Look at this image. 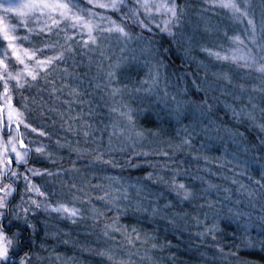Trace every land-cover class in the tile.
Segmentation results:
<instances>
[{
    "label": "trees",
    "instance_id": "trees-1",
    "mask_svg": "<svg viewBox=\"0 0 264 264\" xmlns=\"http://www.w3.org/2000/svg\"><path fill=\"white\" fill-rule=\"evenodd\" d=\"M161 41L159 52L161 55L164 51L167 53L161 58L163 72L169 74L165 75L167 78L164 79L170 80L175 75L178 80L183 74H187L188 79L192 77L196 86L193 87L189 80L188 87L191 88L186 96L190 101L188 105L195 109L197 104L207 98L208 103L213 105L208 118L196 119V126L191 119L185 117L178 123L172 117L174 114L161 102L166 100L162 96L163 92L153 88L150 92L144 91L149 87V84L143 83L150 79L149 68L146 62L140 61L139 58L130 56L127 59L126 55L115 60H100L91 63L92 66L88 64L89 69L95 66L89 73L96 72L100 77L98 86H90L80 98L84 102L90 98L88 108L83 104L71 105L72 108L65 105L68 97L57 88L53 95L51 94V81L55 82L61 75L56 70L59 68L55 67L52 70L53 78L37 79L32 87L29 84L20 90L19 94L18 91L14 94H18V104L31 119H35L40 131L47 133L32 136L30 140L36 145H45V152L54 151L53 155L64 158V167L60 166L55 157L53 162V159L38 160L30 156L28 164L18 169L24 171L25 168H41L43 175L40 178L43 180L38 179L37 184L48 194L46 198L52 203L58 200L56 197L60 194H65L63 191L66 188L49 186L47 180L52 175H48L44 169L52 173L55 172L52 169L61 170L70 165L71 161L66 158L69 154L72 158L75 154H87L84 155L83 161L74 163L75 170L71 174L72 182L69 184L72 189V185H75L74 189L80 191L81 184L91 181V178L81 176L83 172L102 179L112 175L120 185L126 184L130 199H124V193L121 194L116 205L112 206L110 214H105V220L100 222L98 228V232L103 234V229L108 225L106 220L110 221V224L115 223L112 233L114 240L101 243L102 249L94 250L95 254L110 253L115 264L120 261L125 264H264V227L259 225L260 235L254 234L255 238L263 241L261 244L252 247L243 241L246 237L243 233L251 222L245 217V213L255 210L260 216H264V128L260 126L264 124V119L253 120L244 115L234 116L233 112L225 107L223 100L220 101L216 97L217 92L201 91L207 89L210 75L214 71L230 73L236 83L239 82L238 72L224 70L217 63H208L201 69L195 62L190 63L182 59L178 51L185 49L184 46L180 45L178 48V44L174 46L175 44H170L164 37ZM112 44L113 50L116 49V53L120 54L117 43ZM99 45H107L106 39L101 38ZM37 55H44V52ZM89 55L91 53L85 52V58ZM62 63L66 65L64 60ZM117 63L119 67H116ZM107 70L114 72V76L109 77ZM109 79L111 86L120 90L116 95L112 94V100L109 99L108 92L104 91L109 87L105 85ZM101 83L105 86H100ZM156 87L162 88L160 85ZM197 87L200 91H193V88ZM51 95L54 104L48 101ZM114 101L118 102L119 106L125 105V116L115 113L112 117L107 115L108 110L105 108L113 105ZM111 108L109 110H113ZM72 109H77V113L74 110L72 112ZM89 112V118L82 117V113ZM67 117H73L72 123L75 126L72 133L69 132L73 139L70 152L55 150L54 145L51 152L47 151L51 144L67 134ZM209 120L212 123L209 124ZM111 124H114L113 128ZM204 125L211 129L207 134L202 131ZM184 127H188L193 133L192 143L191 146L177 149L176 145L180 144L186 135L185 132L184 136L180 135ZM138 132H143V136H138ZM161 151H166L169 155L164 157L155 154ZM98 152H102L104 159L112 160L113 163L96 161ZM144 152L149 155H143ZM90 164L93 166L89 168ZM148 173L153 174L151 179L146 178ZM174 174L178 183H184L194 190V199L183 201L171 190L170 183ZM160 177L163 179H159ZM138 182L145 189L139 195L136 194L135 188ZM242 183L249 184L253 193L258 194L252 203L257 205L254 210L248 200L250 197L247 198L238 190L237 185ZM210 185L215 187H209ZM21 186L19 184L17 192L10 199L6 214L10 213L12 206L18 201ZM83 196L84 194L79 192L75 197L80 200ZM153 207L159 208L160 211L153 214ZM21 229L25 231L24 237H33L29 228ZM137 233L139 239H136ZM92 241L93 237L89 238V242ZM19 242L21 245L22 241ZM92 246L95 248L96 244L93 243ZM28 249L31 247L28 246L24 251ZM124 252L127 254L125 257L122 256ZM14 255L18 260L22 258V251ZM100 256L107 262L108 255ZM85 258H81L76 264H82ZM37 259L34 258L36 261ZM89 260L93 264H99L92 256ZM89 260L86 259V262H90Z\"/></svg>",
    "mask_w": 264,
    "mask_h": 264
},
{
    "label": "rangeland",
    "instance_id": "rangeland-1",
    "mask_svg": "<svg viewBox=\"0 0 264 264\" xmlns=\"http://www.w3.org/2000/svg\"><path fill=\"white\" fill-rule=\"evenodd\" d=\"M2 2L3 0H0V3ZM103 2H105V0H93L94 4ZM128 2L132 3L133 0H128ZM237 2L248 5L247 11L249 12L250 17L255 21L257 30L259 31L260 26L264 24V0H237ZM176 3L184 8V14L181 18L179 27L174 29V31H176L177 33V38H173L167 33L161 32L154 25L152 26L151 31H142L132 22V20L122 21L121 13L112 12L111 10H106L99 7H93L92 4H89V0H80L82 8H91L97 13L110 16L117 22L125 23L127 26V30L130 31L133 36L138 35L139 39H134L125 45L118 41L115 34H101L99 40L101 38L106 39L107 45H90L89 47L85 48L81 43L78 42L80 40V37L75 36L70 41L73 51L66 52L63 59L66 62V65L62 63V60L58 61L56 64L51 66L50 72H41V75L38 77V79L45 77L53 78L52 70L55 67L59 68L56 70L59 71H57L58 73H61L60 77L55 82L54 80H52L51 86L49 85V87L53 89L51 94L53 95V92H55L57 88L59 90H62V92H64V94L68 97L65 105L71 106L74 104H83L85 108H88L87 104H90V98H88L85 102L80 98L81 96H83V92L87 91L90 86L97 87L100 79L99 75L96 72L89 73V71H93L95 69V66L89 69V67L87 66L88 64L92 66L91 63H95L100 60H115L117 59V57L121 58V56L127 55V59L132 56L134 58L141 59L140 61L146 62L147 68L150 69L157 60L161 61V58L167 55L165 51L163 55H161V52H159V46L160 44H162L161 39L164 37L167 42H170V44L173 43L175 44L174 46L178 44V48H180V45L184 46L185 48L190 47V53H186L185 49L178 52L183 60H188V62L190 63L195 62L196 65H199L197 67H200L201 69L208 63H217L222 66L224 70H232L238 72L237 74H239V82L236 83L233 76L231 84H227V82L223 80L219 82V84L223 85V87H215L214 91L218 94V96L216 97L219 98L220 101L223 100L225 107L230 111H232V107H236L237 110L241 112V115H243L244 112L251 111L255 116V119H264V112H262V109H264V75L257 72L255 67L244 68L232 62L220 61L217 60L214 56H210L208 53L201 50V47H207L213 49L214 51H226L228 48L233 46L228 37H231L233 35H240L242 39H245L247 35L245 30L248 28L247 22L245 21L244 23H239L234 20L229 10L220 8L218 6H210L211 0H176ZM0 16H6L8 18L7 22L10 23H18L19 20V18L16 16V13L6 14L3 8H0ZM47 23L51 24V21L48 20ZM30 26L35 27L37 31L33 32L30 35V41L23 42L24 47L41 48L44 44H56L57 48L55 51H60L61 45L67 47V45L65 44L66 36H72V32L70 30H65L66 25L64 24H61L58 29L54 28L51 33L46 31L43 33L40 32V29L44 27L43 24L33 23ZM225 33H227V36L225 35ZM26 34L27 31L23 28H19L15 33V35L17 36H23ZM189 39L191 41L190 44L187 43ZM110 41H112V43H117L121 51L120 54L116 53V49L113 50L112 47H114V45ZM6 44V41L0 39V50H3L6 47ZM149 47L150 51L145 50ZM241 47L251 49V51L258 57L260 55H264V53H261L258 48L248 43L247 39H245V44L241 45ZM85 52H89L91 53V55L85 58ZM122 52L125 54L123 55ZM229 54L231 53L229 52ZM51 55H54V51L45 49L44 55L40 56L42 57ZM9 63L13 71L18 70L20 67L16 63L15 57H10ZM243 63V61H240V65H242ZM114 64H116V62ZM163 71V67H161L158 85L162 86V88L156 87L157 85L153 88L155 90L163 92L162 96H164L166 100H162L161 102H163V105L167 106L168 111L171 113L175 108V101L171 99L173 96L176 97L177 101H187L188 103L187 105H185L187 113H195V115L193 116L189 114L186 119H191L194 126L198 125L196 119L200 118V114L198 111H196V108L193 109L192 106L190 107V105H188L190 101L186 99L188 91L191 88L188 87L189 80L191 81V85H193V87L196 86L195 83H193L192 77L188 79L187 74H183V76L177 80L174 75L170 78V80H167L164 78H167L165 75L169 74ZM214 72L219 73V71ZM210 77L211 78L209 82L215 81L216 78L213 76V74H211ZM170 81H172L174 84H171ZM33 83L34 82L30 80L29 84L31 87ZM170 84L172 85V88ZM101 85L102 83L100 84V86ZM105 85H109V87L104 91L108 92L109 99L112 100V91L114 90V88L111 86L110 79ZM240 85H243L244 87L240 88ZM20 90H18V94ZM194 90H196L197 92L200 91L198 90V87L196 89L193 88V91ZM165 93H167V95H165ZM17 95H13V103L16 105V107L23 110L22 106L18 104ZM52 95L51 98L48 99V101L49 103L54 104V98L52 97ZM249 97L252 98L251 101H249ZM253 105H256V107L253 108ZM111 106H113L114 108H111ZM108 107L111 109H116L114 111L109 110V108H105L108 110L107 115L109 117H112L111 115L114 113L116 115L118 114L119 116H125L127 114L125 105L119 106L118 102L116 101L113 102V105H109ZM73 110L74 109H72V112ZM76 110L77 109H75L74 112H76ZM81 115L82 117L84 116L86 118H89L90 112L86 114L82 113ZM26 116L28 122H30L33 127L40 130L35 119H31V117H29L27 114ZM172 117L176 120L174 115H172ZM72 118L73 117H67L65 119L68 123L65 126V133H67L68 135H64L62 139L58 140V142L51 144L47 151L50 150L51 152L54 145L55 150H68L67 152H70L69 150H71L70 148L73 143V139L72 136L69 135V132L72 133V130L75 127L72 123ZM183 118L184 117H182L181 120H183ZM111 127L113 128L114 124H111ZM22 132L29 136L28 139H30L32 136L40 135V131L31 132L30 129L25 130L23 126ZM183 134L184 131L180 135L184 136ZM7 136L8 134L6 132L2 134L4 140H7ZM25 142L27 143L28 141L25 140ZM37 146L40 145H36L33 143V152L31 156L38 160L53 159V162L57 159L60 162V166L64 167L62 165V161L64 158L62 159L60 155H53L52 152L54 151H52L51 153H36L34 149ZM80 154L81 153H79L78 155L75 154V157L73 156V158L69 154L66 158L71 161V164L67 165L65 168H61V170L52 169L55 172H52V176H50L51 178L49 177L50 179L47 180L49 186L52 185L51 187H54L56 185L60 186L61 189L62 187L66 188V190L64 189L63 191L65 194H60L58 197H56L58 199L56 201L65 202L70 205L74 204L76 207L81 209L80 215L74 218L75 222H73V219H69L63 214L56 213L50 208H46L45 200L47 199V201L51 202L50 199L39 196V194L35 192L26 191V181L23 175L25 173V170L23 171L17 169L15 164L13 170H18L21 175L20 178L18 180H15L13 183L14 191L12 196L9 197V200L17 192L19 184L22 185L20 189V196L15 205L12 206L10 213L6 214V217L0 219V223L4 224L5 230L10 236L12 234H16L13 247L14 253L16 254L17 252L22 251V258L25 257L26 253L28 254V258L24 260V264H45L43 261H45L46 264H76L78 260L85 257L87 258L82 260V264H93V262L89 260L91 256L95 258V260L98 261L99 264L114 263L113 258H111V260L107 257L106 262L100 256L101 254H95L94 250L102 249L101 243L104 244L110 240H114L112 233H114L115 223L110 224V221L108 222V220H106V223H108V225H106V227L103 229V234L98 232V228L100 222L105 220V214H110V210L113 209L112 206L116 205V202L118 201L116 199H113V197H120V195L123 194L124 190L126 189V184L124 186L120 185L112 175H108L107 177H104L102 179V177L95 178L91 173L86 174L85 172H83L81 176L85 178H91V181H87L84 185L81 184V186H79L80 191H78V189H72L69 184L70 182H72L71 174L73 173V170H75L74 163L80 162L79 160L83 161V159H85L84 155H87L86 153H82L81 155ZM79 155L80 157L82 156V158H80ZM90 166L92 167L93 165L90 164L89 168ZM32 169L38 170L39 174L29 173L28 175L31 179V182L38 185L37 180H43L40 178V176L43 175V171H41V168L33 167ZM3 183H10V181L4 180ZM237 186L238 190H240L247 198L250 197V199L248 200L249 202L251 201V207L253 208V210L256 209L257 205L255 206V204L252 203L254 202L258 194L255 192L253 193V188H251L249 184L247 185L246 183H242ZM129 188L130 187H128V190ZM116 189H120V191L117 192L115 191ZM79 192H82L84 196L80 200H77L76 198L78 197L75 196ZM105 192H108L109 194L106 197L104 196ZM249 193H251V195H249ZM101 197L104 198L101 199ZM61 198L68 200L65 201ZM33 200L40 202L41 207L37 208L35 204L32 203ZM56 201H54V203ZM8 207H10V205ZM25 209H27L26 212L24 211ZM0 212L6 213V209L0 208ZM235 214L238 213L235 212ZM245 214V217L248 218L251 222L248 228H246L245 232L243 233V235H246L245 240L243 241L246 244H250V246L252 247L254 245H259L263 241L261 239H257V237L255 238L254 234L260 235V226L264 227V216H260L261 214L257 213L255 210ZM78 224L80 225L76 226ZM21 228H29L33 237H24L25 231ZM72 233L75 235L72 236ZM92 237L93 241L89 242V238ZM19 241H22V246L20 245ZM78 241L79 244H77ZM93 243L96 244V246H94L95 248H93L92 246ZM28 246L31 247V249L24 251V249H26ZM36 246H38V248L35 249ZM259 248L260 250H262L261 247ZM125 255L127 256V254L124 252L122 256L125 257ZM103 257L105 258L106 256ZM22 258L17 260L15 258V255H13L11 258V264H16V262L21 260ZM34 258H38L40 260L37 259L36 261L34 260ZM86 259L90 262H86ZM78 264H80V262ZM119 264H125V262L120 261Z\"/></svg>",
    "mask_w": 264,
    "mask_h": 264
},
{
    "label": "snow or ice",
    "instance_id": "snow-or-ice-1",
    "mask_svg": "<svg viewBox=\"0 0 264 264\" xmlns=\"http://www.w3.org/2000/svg\"><path fill=\"white\" fill-rule=\"evenodd\" d=\"M89 4L93 7H99L112 12L121 13L122 21L132 20V22L138 26L142 31H151L154 25L161 32L167 33L173 38H177V33L174 29L178 28L181 23V18L184 14V8L176 3V0H133L129 3L128 0H105L103 3H93V0H89ZM210 6H218L230 11L235 21L239 23L247 22L248 28L245 30L248 43L254 45L264 53V24L260 26L259 31L255 21L250 17L247 11L248 5L237 2V0H211ZM0 8H3L6 14L16 13L19 18L18 23L7 22L6 16H0V39L6 41V47L0 50V208L6 209L10 203L9 197L12 196L14 188L13 183L20 178L18 170H13V160L16 162L17 169L21 165H27L29 157L33 152V141L28 139V136L21 132V126L25 130L30 129L31 132L40 131L28 122L27 116L21 108L16 107L13 103V95L16 91L24 89L29 85L30 80L35 82L41 75V72H50L51 66L58 61L64 59L66 52L73 51L70 41L75 36H79V43L83 47L87 48L90 45L99 46V37L101 34L112 35L115 34L118 41L127 44L128 42L139 39V36H133V34L127 30V26L123 22H117L108 15H102L93 11L91 8L85 9L81 7L80 0H3L0 3ZM50 20L51 24L47 21ZM33 23L43 24L44 27L40 29V32L51 33L54 28H59L61 24L66 25V31L70 30L72 36H66L65 44L60 46V51H55L56 44H44L41 48L36 47H24V41H30V35L36 32L35 27L30 25ZM19 28L26 29L27 34L23 36H17L15 33ZM227 36V33H225ZM232 47L226 51H214L211 48L201 47V50L208 53L210 56H214L217 60L228 61L235 63L244 68L255 67L256 71L264 75V55L259 57L248 48H242L241 45L245 44V39H242L240 35H233L228 37ZM191 43L190 39L187 42ZM150 45V42H149ZM45 49L54 51V55L51 56H38V53H43ZM10 50V54H9ZM150 51V47L145 49ZM191 48L186 47L185 52L190 53ZM229 52L231 54H229ZM103 55V53H102ZM10 57H15L16 63L20 66L18 70L13 71L10 66ZM240 61L244 63L240 65ZM116 67H119L117 63ZM163 67L162 62L157 60L155 64L149 69V80L143 81L145 84H149V87L144 91L150 92L159 83L160 69ZM109 77L114 76V72L109 71L107 73ZM216 78L215 81L209 82L207 89H201V91H214L215 87L221 86L219 82L221 80L226 81L227 84L232 83V76L227 72L213 73ZM243 88V85L239 86ZM139 90V89H138ZM120 90L114 89L113 95H116ZM167 95V93H165ZM175 101V108L172 110V114L175 115L177 122L179 123L182 117H187L189 114L185 108L187 101H177L176 97L171 98ZM249 97V101H251ZM26 107V106H25ZM256 105H253L255 108ZM196 111L199 112L200 117L208 118L212 112L213 105L208 103V99L205 98L199 104L195 106ZM114 111L116 109H113ZM233 115L240 116L241 112L236 107H232ZM264 112V109H262ZM190 115H195L191 113ZM249 119H255V116L251 111L243 113ZM131 119V117H129ZM212 123L209 120V124ZM264 128V124L260 125ZM183 131L186 135L181 140V143L176 145L177 149H182L184 146H191L192 132L188 127H184ZM194 131V129H193ZM202 131L207 134L211 129L207 125H204ZM219 131V129H216ZM7 133V140L2 137L3 133ZM41 135H47L43 131H40ZM87 135V133H86ZM138 136H143V132H138ZM25 140L28 142L25 143ZM46 150L45 145L35 147L36 153H44ZM156 155H162L167 157L169 155L166 151L155 153ZM143 155H149L148 152H144ZM96 161H100L105 164H112V160H105L104 154L98 152L95 156ZM230 162V161H229ZM48 175L52 173L44 169ZM31 174H39L38 170L27 168L25 169L24 179L26 181V191L35 192L39 196L47 197V193L41 191L40 186L31 182L29 177ZM152 173H148L146 178L151 179ZM159 179H163L160 177ZM4 180L10 181V183H3ZM165 183H168L165 181ZM75 188V185H72ZM171 190L174 191L177 196L183 200L188 201L195 198V192L193 189L187 187L184 183H178L176 181L175 174L171 178L170 183ZM209 187H215L210 185ZM136 194L139 195L143 192L144 186L139 182L135 185ZM115 191L119 192L120 189ZM108 192L104 193V196H108ZM251 195V193H249ZM104 197H101L103 199ZM124 199H130V194L127 189L124 190ZM113 199H120L119 196L113 197ZM37 208L41 207V204L35 200L32 201ZM45 207L50 208L56 213L65 215L69 219H73L80 215L81 209L74 204L70 205L65 202L56 201L55 203L45 200ZM167 207V205H166ZM25 212L27 209L24 210ZM160 211L159 208L153 207V214ZM6 217L5 212H0V219ZM118 230V229H117ZM135 232V229H133ZM107 234V233H105ZM16 234L11 236L5 230L3 223H0V264H11V258L14 255L13 247ZM136 239H139L137 233ZM102 255H108L111 259L110 253H101ZM28 258V254L25 257L17 261L16 264H24V260Z\"/></svg>",
    "mask_w": 264,
    "mask_h": 264
},
{
    "label": "water",
    "instance_id": "water-1",
    "mask_svg": "<svg viewBox=\"0 0 264 264\" xmlns=\"http://www.w3.org/2000/svg\"><path fill=\"white\" fill-rule=\"evenodd\" d=\"M25 143H26V142H25ZM15 164H16V162H15V160H13V164H12V167H13V168H14Z\"/></svg>",
    "mask_w": 264,
    "mask_h": 264
}]
</instances>
